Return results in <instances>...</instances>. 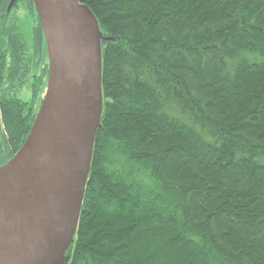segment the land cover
<instances>
[{"label": "trees", "instance_id": "16d2710c", "mask_svg": "<svg viewBox=\"0 0 264 264\" xmlns=\"http://www.w3.org/2000/svg\"><path fill=\"white\" fill-rule=\"evenodd\" d=\"M79 2L112 40L69 264H264V0ZM20 5L0 0L1 94L40 64ZM15 98L11 155L31 128Z\"/></svg>", "mask_w": 264, "mask_h": 264}, {"label": "water", "instance_id": "95a60500", "mask_svg": "<svg viewBox=\"0 0 264 264\" xmlns=\"http://www.w3.org/2000/svg\"><path fill=\"white\" fill-rule=\"evenodd\" d=\"M34 3L48 83L26 140L0 166V264H63L103 112L101 43L112 39L79 0Z\"/></svg>", "mask_w": 264, "mask_h": 264}, {"label": "rangeland", "instance_id": "374dc122", "mask_svg": "<svg viewBox=\"0 0 264 264\" xmlns=\"http://www.w3.org/2000/svg\"><path fill=\"white\" fill-rule=\"evenodd\" d=\"M18 1L21 2V5L18 7L17 6L12 7L14 8V11H15V17L19 20L18 28L20 29L22 35H24L25 39L28 41V50L30 51L29 54L31 56L33 53L37 55L38 61H40V64L38 63L37 68L32 70L30 74L28 73L26 74V76L24 75L25 76L24 80H18L20 79V75H21V73H18L16 75L15 81L12 84L11 89L7 90V87H8L7 84L4 87H2V90H4V93L1 94L0 92V101L3 103L4 100L8 101L10 98L16 96L19 99H21V101L26 103L27 109H25L23 114L30 115V119L27 125L32 127V123L35 120L37 116V112L39 111L42 105L41 102L46 94L45 90H46L47 83H48L47 82V74H48L47 67L45 69L46 71L45 76L41 77L39 80L35 79L36 78L35 73L38 71L41 73L40 70L44 67V65L46 66L48 65L49 60L47 56L45 39H43L42 29L40 28L41 27L40 18H38L37 7H35L34 0H24V1L18 0ZM37 27L40 28L38 36L39 38L42 39V41L34 42L33 35L34 36L36 35L35 28ZM101 46H102V43H101ZM35 61H37V59H35ZM101 65H102V60H101ZM4 94H6V97L3 96ZM102 100H103V97H102ZM100 119H101V116H100ZM3 131L6 132V128L4 126L3 120L0 119V165L5 164L7 160L9 161L10 159H12L11 157H13V154L11 155L12 148L10 147V145L6 144V141L4 144L2 143V141L4 142L3 138L6 137L5 134L3 136L2 134ZM7 140L10 141L9 137L7 138ZM73 245L74 244L72 240L71 245L65 250V253L62 256L63 264H69V261L72 255Z\"/></svg>", "mask_w": 264, "mask_h": 264}, {"label": "flooded vegetation", "instance_id": "af4514ba", "mask_svg": "<svg viewBox=\"0 0 264 264\" xmlns=\"http://www.w3.org/2000/svg\"><path fill=\"white\" fill-rule=\"evenodd\" d=\"M13 5H14V3H13ZM18 22H19V20H18ZM18 27H19V23H18ZM33 27H35V26H33ZM40 27V26H39ZM39 27H37V28H35V31H36V35L34 36L33 35V39H34V42H38V41H42V39L41 38H39V36H38V33H39V29L41 28H39ZM42 29V28H41ZM21 35H22V33H21ZM42 35H43V33H42ZM23 36V40H25V43H26V45H27V48H28V41L25 39V37H24V35H22ZM34 52V51H33ZM32 52V53H33ZM40 54H41V52H40ZM35 55V54H34ZM46 67H47V70H48V65L46 66V65H44V67L42 68V70H44L45 71V69H46ZM47 76H48V74H47ZM15 99H18V100H21V99H19L18 97L17 98H15ZM6 100H4V102H5ZM9 101L11 102V99H9ZM8 101V102H9ZM7 102V103H8ZM3 103L2 102H0V119H2L3 118V116H1V113H2V107H3V105H2ZM2 134H3V136H4V134H6V132L5 131H3L2 132ZM6 137H7V135H6ZM6 137H4L3 138V140H4V142L2 141V143L4 144L5 143V141H8L9 142V140H7V138ZM6 144H7V142H6ZM10 145V144H9ZM14 156V155H13ZM12 158V157H11ZM6 164V163H5ZM2 165H4V164H2ZM2 165H0V166H2Z\"/></svg>", "mask_w": 264, "mask_h": 264}, {"label": "bare ground", "instance_id": "6f19581e", "mask_svg": "<svg viewBox=\"0 0 264 264\" xmlns=\"http://www.w3.org/2000/svg\"><path fill=\"white\" fill-rule=\"evenodd\" d=\"M84 26L88 27V23H84ZM93 101H94V100H93ZM95 105H96V102L94 101V103H93V110H94ZM92 122L94 123V119H93ZM0 171H1V169H0Z\"/></svg>", "mask_w": 264, "mask_h": 264}]
</instances>
